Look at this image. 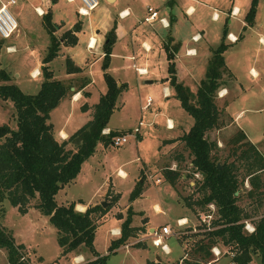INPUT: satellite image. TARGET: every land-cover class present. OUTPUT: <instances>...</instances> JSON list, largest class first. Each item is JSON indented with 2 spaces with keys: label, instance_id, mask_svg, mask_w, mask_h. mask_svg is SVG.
<instances>
[{
  "label": "rangeland",
  "instance_id": "rangeland-1",
  "mask_svg": "<svg viewBox=\"0 0 264 264\" xmlns=\"http://www.w3.org/2000/svg\"><path fill=\"white\" fill-rule=\"evenodd\" d=\"M126 1L117 0L114 5L99 2L93 11L79 18L77 12L72 11V5L65 4L64 6L62 2L56 6L58 9L54 7V13L60 18V21H56L58 29L54 32L57 37L65 28L72 25L73 20L80 22V30L77 33L78 41L71 51L75 62L81 60L82 53L88 57L91 56L85 51V38L91 31V25L100 32L108 30L112 22H115L114 19L120 16L117 13L119 6ZM168 2L169 0H135L137 13L124 20H119L124 34L120 35L112 47L114 56L111 69L107 71L113 78H119V82H125L126 87L116 98L115 105L118 109L112 112L108 124L112 127L128 128L129 130L125 129L127 131L126 142L118 147L110 144L103 147L98 143L94 153L81 163L78 178L64 188L65 193L58 192L54 196L57 204H65L63 201L65 197L66 199L81 198L84 202L92 204L106 202L104 207H109L105 212L109 211L108 216L101 224L100 219L96 221V225H100L96 228L92 241L94 249L100 253L105 252L108 245L109 229L118 225L119 221L114 216L116 214L123 216L126 213L125 205L128 201L131 183L133 187L139 182L140 188H144L142 195L135 198L133 204L131 203V208L136 212H143L148 217L150 225L155 228L166 223L172 231L176 232L174 235L163 238L168 249L166 252L168 254L163 255L162 247H153L150 238L142 236L137 231L134 236L126 239L127 247L130 249H121L109 255L107 264H145L147 260L155 261L152 254L145 258L142 249L140 251L133 248L137 242L144 243L146 246V241L150 250L158 253L162 262L171 263L177 260L180 255L183 256L182 252H184V259L189 258L191 257L189 248L204 229L200 226L207 225L211 215L193 204V201L199 198L194 183L200 179V176L191 173L187 150L182 149L183 146L179 144L170 153L165 155L164 152V155L159 156L160 151L166 148L161 146L158 150L160 141L178 133L177 127L173 131L166 129L168 124L166 118L177 120L184 128L192 123V118L180 108L174 98L172 89L167 83L161 81L167 76L165 51L162 48L164 44L167 42L173 44V40L176 42L173 57L175 55L182 61L185 60L184 65L180 59L178 60L179 70L176 78L191 93H194L199 81L204 77L206 63L210 56L209 50L211 52V48L219 43L223 27L226 29L224 42L228 46L222 55L231 75L226 70L221 73L220 80L226 88V93L220 96L218 89L213 99L219 110L220 126L208 131L206 138L216 143L217 150L214 152L213 149L212 152L224 157L229 146V137L237 129H241L246 139L254 144L264 157V0H257L253 24L246 25L244 28L243 16L250 0H174L171 3ZM24 4V0H15L13 5L7 7L16 20L17 28L9 38L2 40L0 65L10 75V83L16 84L24 93L33 94L38 89V80H41V75L38 71L36 78H30L27 72L31 67L36 66L44 55L48 37L42 22L35 14V9H31L32 6H27V15L24 13L23 23H21L18 11ZM147 5L155 8L159 16H163L167 26H162L157 20L151 24H137V19H141L146 13ZM188 7L191 8L187 13ZM239 33L241 39L234 42L235 40L232 39H235ZM195 34H198V40L192 38ZM143 42L147 43V49ZM101 44L102 40L96 42L91 50L93 56L100 55ZM9 45L13 46L14 51L6 49ZM188 47L197 51V55L193 58L185 55V49ZM61 49L62 46L59 52ZM130 55L134 57L133 61L125 58ZM66 56L62 54L61 59L55 57L48 63L53 76L57 79H62L64 75L63 62ZM188 62L192 70L182 71L181 67L187 65ZM131 63H134L136 67L144 66L147 75L146 71L143 74L136 73L130 66ZM17 73L18 77L15 75ZM89 73L93 83L87 88L91 92L88 102L92 105L98 99V92L104 91V82L98 63L89 68ZM145 80H151V82L145 83ZM62 81L71 86L76 84L72 79ZM163 84L170 88V94L163 95ZM69 92L62 100L71 99L73 91L69 89ZM168 95L170 96L165 98ZM147 98L150 101L145 105ZM76 102L78 105L70 109L68 128L70 124L71 126L77 124L75 129L84 122L83 113L77 110L83 103ZM61 109L62 107L51 110L49 116L54 137L57 139V130L61 126L64 115L69 112L68 108ZM90 115L91 109H89ZM138 122H140L139 126H137ZM3 123L12 129L15 128L14 108L11 101L0 99V124ZM135 127L139 132L133 133L132 130ZM137 134H139L138 139H136ZM175 153H180L183 160L178 163L179 166L173 164L170 166V160ZM169 166H174L180 175L173 186L168 185L162 175L163 168ZM160 167L161 170H159ZM121 171L125 173L124 177L120 176ZM156 178L160 180L156 181ZM110 183L119 192L118 206L115 208L112 207L114 189L111 188ZM248 188V183L244 180L241 186L242 197L237 203L248 215L247 219L254 221L259 216L261 207L257 206L255 201L243 197L244 190ZM35 203L36 199L29 200V207L24 214L18 213L16 207L10 206L6 200L1 203L3 213L0 217V225L12 235L15 244H23V254L30 264H76L81 259L91 258L89 251L82 245L66 256H60L55 229L49 224L47 217L34 208ZM187 203H190V206ZM153 204L160 206L165 215L156 212L158 210H154L151 206ZM181 217L185 218V224L177 227L175 218ZM143 233L146 231L144 230ZM218 249L219 255L217 258L213 256L216 259L212 264H229L230 254L227 252L229 248L218 244ZM79 255L82 258H78ZM180 263L179 261L178 264ZM0 264H6L3 249H0ZM201 264H204V261ZM249 264H258L257 258L254 257Z\"/></svg>",
  "mask_w": 264,
  "mask_h": 264
},
{
  "label": "trees",
  "instance_id": "trees-1",
  "mask_svg": "<svg viewBox=\"0 0 264 264\" xmlns=\"http://www.w3.org/2000/svg\"><path fill=\"white\" fill-rule=\"evenodd\" d=\"M256 2L257 0H250L243 16V28L253 24ZM41 18L48 45L40 59L41 80L37 91L33 94L22 92L16 84L9 82L10 75L0 65V99L11 101L15 118L14 129L7 124H0V217L3 213L1 203L4 200L10 206L16 207L18 213L24 214L29 207V200L36 199L34 208L45 215L55 229L60 256H66L82 245L89 251L91 258L80 264H107L109 255L114 254L117 247L139 230L138 227L130 226V207L127 206L119 225V236L109 242L105 253L100 254L95 251L92 241L96 221L109 207L94 204L81 212L74 209L73 202L57 204L54 195L75 178L81 163L93 154L96 144L108 146L111 137L127 132L108 129L107 134L101 133L115 109L118 94L125 88L124 83L117 85L116 80L107 71L115 41V22L113 21L105 32L101 44L100 70L105 90L89 107L90 118L65 139L58 140L54 137L49 113L70 93L71 85L55 78L48 63L59 54L61 45L76 44L75 34L80 30V22L75 21L57 37L54 32L58 25L51 21L50 12L46 11ZM225 35L226 29L223 27L219 43L211 49L204 77L199 81L194 93L175 76V44L167 42L170 46H162L165 51L167 76L161 81L167 82L182 110L192 118L190 127L178 139L182 149L188 152L191 173L200 176L194 183L199 198L193 201V204L211 215L207 225L200 226L204 229L189 248L191 257L184 259L182 252L183 256L180 255L171 263L147 260L145 264H178L179 261L180 264H201L202 261L205 264L212 258L210 248L218 247V244L229 248L227 252L232 264H249L254 257L257 258L258 264H264V157L255 145L246 139L241 129H237L229 137V146L224 157L214 153L217 150L215 141L206 138L208 131L220 126L219 110L213 99L218 89L225 88L220 80L221 73L226 70L231 75L222 55L228 46L224 42ZM239 39L240 33L235 41ZM1 45L2 39L0 48ZM63 64L66 74L80 71L68 56L64 58ZM80 94L88 95L85 91ZM87 108L83 103L79 109L85 111ZM172 158L178 163L183 160L180 153H175ZM162 175L171 186L180 176L176 169L168 167L163 168ZM244 180L249 188L244 190L243 197L255 201L257 206L261 207V212L254 221L247 219L248 215L237 203L242 197L241 186ZM140 185L138 182L133 186L128 195L129 201L139 196ZM117 198V194L114 195L112 203ZM187 205L190 206V203ZM209 205H212V211ZM246 224L252 227L251 231L246 230ZM134 246L143 247L138 242ZM0 249L5 252L6 264H30L23 254V244H15L12 235L1 225Z\"/></svg>",
  "mask_w": 264,
  "mask_h": 264
},
{
  "label": "crops",
  "instance_id": "crops-1",
  "mask_svg": "<svg viewBox=\"0 0 264 264\" xmlns=\"http://www.w3.org/2000/svg\"><path fill=\"white\" fill-rule=\"evenodd\" d=\"M6 1L7 0H0V3H6ZM38 1V3H36ZM130 1V2H129ZM127 0L126 2H122L121 3V5L119 6V9H118V14H120V16H117L114 20H115V30H114V32H115V41H114V43L120 38V35H122V34H124V30L122 29V27H121V24H120V22H119V20H124V19H126V18H128L129 16H131V15H135V13H137L136 12V9H137V7L134 5V3H135V0ZM174 0H169V2L168 3H171V2H173ZM24 2H25V4H24V6L22 7V8H19V15H20V17H21V23H23V16H24V13L26 14V10H27V6H32L31 7V9L33 8V9H35V11H36V16L40 19V21L42 22V18H41V15L42 14H44L46 11H49L50 12V18H51V21L53 22V23H55V24H57L58 25V23H56V21L57 20H59L60 21V18H58L59 16H56V14L54 13V7L55 8H57L56 6H59V4H62V2H63V5L64 6H66L65 4H69L70 6L72 5L73 7H71L72 8V11H75L76 12V10H77V8H78V6H79V2H78V0H56V2H54V3H50V1L49 0H24ZM99 2H103V4H112V5H114V4H116V2H117V0H113V2L112 3H107L105 0H98V3ZM176 2V1H175ZM34 3V4H33ZM28 4V5H27ZM33 4V5H32ZM13 5V4H12ZM147 6H149V5H147ZM146 6V7H147ZM97 7V6H96ZM95 7V8H96ZM151 7V6H150ZM94 8V9H95ZM153 8V7H152ZM190 8L191 7H188L187 9H186V12L188 13L189 12V10H190ZM248 8V7H247ZM58 9V8H57ZM94 9H92L91 11H93ZM153 9H155V8H153ZM71 10V9H70ZM155 11H156V13H157V16L158 17H162L163 18V16H159L158 15V11L155 9ZM57 13H58V11H57ZM27 15V14H26ZM145 15V14H144ZM143 15V16H144ZM79 14H78V18H79ZM123 16H125V17H123ZM81 17V16H80ZM137 18V17H136ZM142 19V18H141ZM141 19L139 18V19H137V24H141V23H145V22H141ZM165 20V19H164ZM62 21V20H61ZM75 22V20H73L72 21V24ZM146 24H149V23H146ZM151 24V23H150ZM71 27V26H70ZM70 27H67V28H65V30L66 29H68V28H70ZM58 29V28H57ZM107 30H103V32H100V30H97L96 29V27L95 26H93V25H91V31L86 35V38H85V51H86V53L87 54H89V55H91V56H86V55H84L83 53H82V58H81V60H77V62H75L74 60H73V58H72V50H73V47H74V45L73 46H63V45H61L62 46V49L60 50V52H59V55L58 56H56L57 58H60L61 59V56H62V54H64V55H67L71 60H72V62L75 64V65H77L79 68H80V71L79 72H77V73H70V74H66L65 72H64V75L62 76V79H60V80H64V79H72L73 80V82L74 83H76V84H72L73 86H71L69 89L70 90H72L73 91V94H72V96H71V99L70 100H66V99H64V100H61L59 103H58V105L55 107V108H53V109H56V108H61L62 107V109H69V112L68 113H66V115H64V118H63V121H62V123H61V126L58 128V130H57V133H58V140H62V139H65L70 133H72L75 129H77L78 127H76L75 129H74V127L77 125H75V126H71L72 124H70V126H69V128H68V125H69V119H68V116H69V113H70V109L72 108V107H75V106H77L78 105V103L76 102V101H78L79 103H85L86 105H87V109L85 110V111H81L80 109H77V110H79L81 113H83V115H84V122H86L88 119H89V107H90V105H91V103H89L88 102V99H89V97L91 96V92L87 89L88 87H89V85L90 84H92L93 83V81H92V79L90 78V73H89V68L90 67H92V65L93 64H96V63H98L99 65H100V62H101V56H102V53L100 52V55L99 56H93V54L91 53L92 51V49L94 48V46H95V44H96V42H100V40H102L103 41V35H104V33L106 32ZM77 33L78 32H76V37H77ZM16 34H17V32H16ZM15 34V35H16ZM195 35H198V34H195ZM201 37V36H200ZM237 37V36H236ZM198 40V39H197ZM77 41H78V37H77ZM77 41H76V43H77ZM237 41V40H236ZM236 41H234V42H236ZM93 42V43H92ZM114 43H113V45H114ZM172 44V43H171ZM173 44H176V42L173 40ZM113 45H112V47H113ZM143 45H144V47H145V49H147L148 48V45H147V43L146 42H143ZM9 49L8 50H11V51H14V48H13V46L12 45H9V46H7ZM112 49L113 48H111V54H110V59H109V64H108V68H107V70L109 71L110 69H111V64H112V59H113V56H114V54H113V52H112ZM212 49V48H211ZM186 50V54L185 55H188V56H192V58H193V56H196L197 55V51L196 50H193V48L192 47H188V48H186L185 49ZM145 51V50H144ZM195 51V52H194ZM209 53H210V50H209ZM126 59H128V60H134V57L132 56V55H130V56H126L125 57ZM191 58V59H192ZM55 59V58H54ZM180 58L179 57H176L175 55H174V57H173V63H174V71H175V76L176 77H178V60H179ZM165 61H166V59H165ZM180 61H181V63L184 65V63L183 62H185V60L184 61H182V59H180ZM51 62V61H50ZM190 62H188L187 63V65H185V66H183V67H181L182 69V71L183 70H185V71H191L192 70V66H190V64H189ZM186 64V63H185ZM39 66H40V60L37 62V65L36 66H33V67H31L29 70H28V72H27V74H28V76L30 77V78H36L37 76H38V71H39ZM133 69L134 68H140V69H146L144 66H141V67H136L135 65H134V63H131V65H130ZM165 70H166V65H165ZM146 71V75H147V70H145ZM101 74H102V72H101ZM15 75H17V77H18V73L17 74H15ZM102 77V76H101ZM166 78V77H165ZM115 80H116V82H117V84L119 85V83H124L125 84V87H126V83L125 82H122V81H120L119 82V78H117V77H115L114 78ZM38 82H40V80H38ZM145 83H150L151 82V80H145L144 81ZM164 83H167L166 81H164ZM39 85V84H38ZM77 89H79L78 91H77ZM170 88H168L167 86H165L164 84H163V86H162V90H163V95H167L168 93L170 94V90H169ZM221 90L219 91V95L220 96H222V95H224L225 93H226V91H225V89L226 88H220ZM104 90H105V85H104ZM81 91H85V92H87L88 93V95L86 96V97H83V96H81V94H80V92ZM122 91V90H121ZM120 91V92H121ZM104 92V91H103ZM103 92H98V96L100 95V94H102ZM223 92H225V93H223ZM170 95H168V96H166L165 98H168ZM178 102V101H177ZM93 104V103H92ZM178 104H179V102H178ZM180 106V105H179ZM181 108V107H180ZM52 109V110H53ZM61 109V110H62ZM115 109H118V107L115 105ZM114 109V110H115ZM182 109V108H181ZM113 110V111H114ZM112 111V112H113ZM51 112V111H50ZM112 114V113H111ZM49 116H50V113H49ZM167 120H168V124H167V130H169V131H173L174 129H175V127H177L178 128V133H176V134H173L174 136H169V137H167V138H163L161 141H160V145H159V148H158V150H160V148H161V146L162 147H166L164 150H162V151H160V157L162 156V155H164V152H165V155H166V153H170L175 147H177L179 144H181V141L178 139L184 132H186L187 130H188V128L190 127V126H188L187 128H184V127H181L180 125H179V122H177V120L175 121L174 119H170V118H166ZM83 122V123H84ZM82 123V124H83ZM81 124V125H82ZM177 124V125H176ZM80 125V126H81ZM169 126H172L171 128L169 127ZM106 129H112V130H125V129H127V130H129L128 128H125V127H112V126H110L108 123H107V126H106ZM139 132V131H138ZM139 138V134H137L136 135V139H138ZM168 141V142H167ZM97 145V144H96ZM103 147H105V146H103ZM94 151H95V149H94ZM94 153V152H93ZM174 165V166H179L178 165V162H176V160L174 159V158H171V160H170V166L171 165ZM168 167V168H170V169H174V166L173 167ZM159 170H161V167H160V169ZM79 172V171H78ZM120 175V174H119ZM120 176H122V177H124L125 176V173L124 172H122L121 171V175ZM78 178V173H77V175L75 176V178L70 182V183H68V184H66V185H64L62 188H60L57 192H56V194L58 193V192H63V193H65L63 190H64V188H66V187H68V185L69 184H71V183H73L76 179ZM156 180L157 181H159L160 179L159 178H156ZM110 185H111V188L112 189H114V187H113V185L110 183ZM169 185V184H168ZM108 186H109V184H108ZM131 188H130V190H129V192L131 191V189L133 188L132 187V183H131ZM143 189L144 188H142L141 189V192H140V194H139V196H141L142 195V192H143ZM105 191H106V189H105ZM113 193H114V195H116L117 194V196L119 197V192L117 191V190H113ZM55 196V195H54ZM138 196V197H139ZM137 198V197H136ZM128 200V199H127ZM63 201L65 202V204L66 203H68V202H73L74 203V209L75 210H77V211H84V209L87 207V206H92V205H94V204H99L98 202H95V203H88V202H84L81 198H76V199H73V198H68V199H66V197L65 198H63ZM117 201H118V198H117V200L115 201V202H113L112 203V207H116V206H118V203H117ZM135 201V199H133V200H131V201H127V203H126V205H125V208H127V205L130 207V209H131V212L133 213L132 214V216H131V221H130V226L131 227H138L139 228V230H137L138 231V233H141V235L142 236H145V237H147V238H150V237H148L147 236V232H150L152 229H154L155 227L154 226H152V225H150V223H149V221H148V217L147 216H145L144 215V213L143 212H136V211H134L132 208H131V203L133 204V202ZM153 208H154V210L156 209V210H158V211H156V212H160L161 214H164L165 215V213L162 211V209L160 208V206H158L157 204H153V205H151ZM109 212V211H108ZM107 212V213H108ZM120 212V211H119ZM107 213H104L102 216H100L98 219H100V224H101V222L103 221V219H105V217H107L108 216V214ZM118 215H120V218H118ZM116 214L114 217L115 218H117L118 219V225L117 226H114L113 228H110L109 229V231H108V235H109V242L112 240V239H115V238H117L118 236H119V225H120V223H121V221H122V219L124 218V216L125 215H121V214ZM137 217V221H135V218ZM141 219V221L139 220V219ZM144 218V219H143ZM177 219H185V218H183V217H181V218H175V220H177ZM100 224H98V225H96V228L100 225ZM163 225H168V224H166V223H163ZM160 227V226H159ZM96 228H95V230H96ZM158 228V227H157ZM144 230L146 231V233H143L144 232ZM136 231V232H137ZM136 232H135V234H136ZM94 233H95V231H94ZM148 240V239H147ZM109 242H108V244H109ZM127 242L125 241L124 242V244H122V245H120L119 247H117L116 249H115V253L118 251V250H126V249H130V248H128L127 247ZM140 244H142L143 245V247H135L134 245V247L133 248H135V249H137V250H140L141 251V249L144 251V256H145V258H148V256L150 255V254H152V257L154 258V259H156V257H159V261H160V256L159 255H157L158 253H156V252H154V251H152V250H150V246L147 244V241H146V246H145V244L144 243H140ZM180 245V244H179ZM108 246V245H107ZM154 247V246H153ZM107 248V247H106ZM180 248H181V246H180ZM182 249V248H181ZM96 251V250H95ZM96 252H98V251H96ZM105 252H106V250H105ZM105 252H103V253H105ZM98 253H100V252H98ZM103 253H100V254H103ZM114 253V254H115ZM163 255H167L166 253H162ZM82 258L80 255L78 256V258ZM74 258V257H73ZM166 258V257H165ZM167 259H169V258H167ZM174 259V258H173ZM173 259H171V260H173ZM177 259V258H176ZM72 261V260H71ZM84 261V259L82 260L81 259V261L79 262V263H76V264H80L81 262H83ZM73 264V263H72ZM229 264H232V263H230L229 262Z\"/></svg>",
  "mask_w": 264,
  "mask_h": 264
},
{
  "label": "built area",
  "instance_id": "built-area-1",
  "mask_svg": "<svg viewBox=\"0 0 264 264\" xmlns=\"http://www.w3.org/2000/svg\"><path fill=\"white\" fill-rule=\"evenodd\" d=\"M79 6L76 10L77 14L80 16L88 15L89 11L94 9L98 5V0H78ZM15 3V0H7L6 3H0V39L4 40L9 38L17 28V23L13 15L9 12L8 6ZM145 23H152L153 21L157 20L162 26H167L166 21L162 17H158L155 9L150 6L146 7V13L141 19ZM194 40L198 38V35L192 37ZM232 40H235L234 38ZM8 50L9 48L6 47ZM136 73L143 74L145 69L134 68ZM149 98L146 99L145 105L149 103ZM140 122H138V125ZM133 133L138 131V128H133ZM102 134H107L108 129L104 128L101 130ZM126 142V133H120L111 137L110 145L114 147L121 146L123 143ZM157 181V180H156ZM210 210H213L212 205H209ZM185 219H177L176 225L177 227L183 226L185 223ZM247 231H251L252 227L248 224L245 225ZM176 232L172 231L169 225H162L158 228L152 229L150 232H147V236L150 237L151 245L154 247H162L164 253L167 252V246L163 242V238L168 237L169 235H174ZM210 252L212 254V258L205 262V264H212L213 261L219 255V249L216 246L210 248ZM216 258H214V257Z\"/></svg>",
  "mask_w": 264,
  "mask_h": 264
},
{
  "label": "water",
  "instance_id": "water-1",
  "mask_svg": "<svg viewBox=\"0 0 264 264\" xmlns=\"http://www.w3.org/2000/svg\"><path fill=\"white\" fill-rule=\"evenodd\" d=\"M107 3H112L113 2V0H105ZM118 85V84H117ZM218 167H220V166H218ZM102 207H104L105 206V204H106V202H104V201H101L100 203H99ZM155 261H159V257H156V260Z\"/></svg>",
  "mask_w": 264,
  "mask_h": 264
},
{
  "label": "bare ground",
  "instance_id": "bare-ground-1",
  "mask_svg": "<svg viewBox=\"0 0 264 264\" xmlns=\"http://www.w3.org/2000/svg\"><path fill=\"white\" fill-rule=\"evenodd\" d=\"M93 43V42H92ZM223 93H225V92H223ZM221 95V94H220ZM183 220V219H182Z\"/></svg>",
  "mask_w": 264,
  "mask_h": 264
}]
</instances>
